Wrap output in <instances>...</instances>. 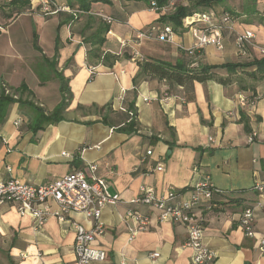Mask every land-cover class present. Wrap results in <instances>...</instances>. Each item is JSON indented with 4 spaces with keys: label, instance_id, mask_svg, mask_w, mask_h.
<instances>
[{
    "label": "crops",
    "instance_id": "0c3cea01",
    "mask_svg": "<svg viewBox=\"0 0 264 264\" xmlns=\"http://www.w3.org/2000/svg\"><path fill=\"white\" fill-rule=\"evenodd\" d=\"M262 1L252 5V12H242L244 17L238 18L236 27L254 31V40L264 46V22L250 17L261 10ZM230 2L224 0L218 8L234 11ZM99 10L115 20L103 33V56L89 58L93 45L85 39L106 24L94 14ZM165 13L143 1L112 0L93 3L90 12L77 17L67 10L45 15L30 3L0 0V28L5 33L23 17L32 23L43 19L39 20L43 29L51 21L56 30L53 35L51 27L49 50L42 41L33 54H21L17 49L20 74L10 67L8 54L0 50V92L6 82L19 97L35 101L50 113L62 100L56 70L67 78L72 93L61 119L37 131L30 126L33 111L29 105L15 101L8 106L0 123V179L48 183L87 163H97L96 174L107 180L110 192L119 194L120 201L103 208L105 233L93 244L106 251V259L95 264H190L193 250L186 244L187 228L161 222L155 209L129 201L143 185L160 194L171 186L187 189L210 177L223 190L215 196L214 207L200 210L204 242L216 255L214 264H264L260 249L264 207L258 204L264 195L252 189L256 179L264 178V78H253L244 69L229 72L218 68L216 77L206 81L179 84L152 74H142L135 81L138 62L143 60L199 68L246 62L263 54L251 48L250 55H240L230 33L223 49L206 45L189 54L192 34L159 21ZM165 24L174 29L172 41L159 40L157 32L137 37L151 25ZM9 44L14 46V42ZM53 59L55 70L49 65ZM23 83L28 90L20 92L17 89ZM240 93L255 94V104L241 107ZM132 100L138 127L129 130L126 110L121 107ZM108 107L111 111L104 121ZM16 119H21L19 126L14 124ZM150 149L152 154L146 155ZM159 165L162 170L157 169ZM248 206L254 207L253 237L240 227V215ZM129 209L151 218L133 240H129L128 225H136V221L125 220ZM67 217L61 222L50 216L37 225L29 214H20L15 204L0 205V264H77L73 223L90 227L92 222L79 212ZM154 252L159 255L152 257Z\"/></svg>",
    "mask_w": 264,
    "mask_h": 264
},
{
    "label": "built area",
    "instance_id": "2783aa9c",
    "mask_svg": "<svg viewBox=\"0 0 264 264\" xmlns=\"http://www.w3.org/2000/svg\"><path fill=\"white\" fill-rule=\"evenodd\" d=\"M11 3L14 0H5ZM31 7L39 8L45 15L67 10L74 17L90 12L80 8H71L61 0H28ZM177 1L189 0H170L167 5L158 6L152 0L150 7L162 13L174 11ZM107 24H112L114 18L104 11H95ZM237 16L229 10L217 11L215 8L200 10L192 15L183 18L182 29H187L194 38L192 47L187 48L189 54H194L197 49L206 45H214L218 49L225 46V38L234 34L235 44L238 52L242 56L250 55L251 48L257 49L264 55V46L259 45L254 40L256 34L252 30L240 31L237 29ZM151 32H157V37L161 41H172L174 29L172 25L165 24L163 27L151 25L147 31H141L137 37L149 36ZM93 70L94 67L91 66ZM2 90L6 95L18 98V94L6 83H2ZM239 104L243 108L251 107L256 102V96L252 93H240ZM147 100V99H146ZM125 109L124 107H121ZM131 116H135L130 112ZM16 126L21 124V119L14 121ZM256 133L249 137V142H253ZM211 139H213L211 137ZM63 155L68 153L63 152ZM152 150H147L146 155H151ZM97 163H87L82 169H76L66 173L51 182L34 184L18 178L0 179V205L4 203L15 204L19 213L29 214L37 225H43L50 216H55L61 222L68 220L70 212H79L92 222L90 227L81 223L74 222L75 231L74 251L77 264H95L106 259V251L94 246L97 236L105 233V226L101 220L103 208L108 204H116L120 201L117 193L109 190V184L104 177L96 174ZM163 169V165L157 167ZM252 189L260 195H264V178L254 181ZM223 190L214 184L210 177L194 184L187 189L177 190L169 187L165 193H157L155 188L143 185L137 196L130 199V203L146 205L157 211V219L161 222L169 221L182 224L187 228L188 237L186 244L193 250L190 264H214L215 253L204 242V223L200 214L202 208L211 209L216 205L215 196ZM51 202L56 204L55 207ZM264 207V201L258 202ZM133 219L136 225H128L129 240H133L135 234L140 230H145L151 218L141 214L136 209H129L125 215V220ZM240 227L247 236L255 235L254 207H246L240 215ZM264 252V236L260 245ZM158 252L151 254L152 257L158 256Z\"/></svg>",
    "mask_w": 264,
    "mask_h": 264
},
{
    "label": "trees",
    "instance_id": "16d2710c",
    "mask_svg": "<svg viewBox=\"0 0 264 264\" xmlns=\"http://www.w3.org/2000/svg\"><path fill=\"white\" fill-rule=\"evenodd\" d=\"M67 5L72 8H80L84 11H90L92 4L97 2L102 3H111L112 0H64ZM130 1V0H129ZM133 1H143L150 5L152 0H133ZM158 6H164L169 3L170 0H155ZM224 0H189V1H177V5L174 11L170 13L161 14L158 18L159 21L166 22L172 24L175 28H179L182 24L183 18L186 16L192 15L200 10H206L208 8H215L217 11L229 10L235 13L232 9H219L218 6ZM21 2L23 5L29 3L28 0H14L11 3ZM237 18H239L238 14H236ZM109 31V24L102 25L100 31L85 40L90 42L93 45V48L89 51V58L97 57L101 58L102 49L106 38L103 36V33H107ZM37 48L39 46L37 45ZM108 55H104V58H107ZM140 71L135 76V81L142 74H152L159 78L166 79L172 82H176L179 84H183L186 81H206L211 78L216 77V70L218 68L226 69L229 72H235L237 69H244L248 75L253 78H264V55L261 57H256L253 60L246 62H227L223 65H201L199 68H185L179 64H172L170 62L164 61H153V60H143L138 62ZM50 67L55 70L56 60L53 59L49 61ZM56 76L61 80L60 91L62 93V100L56 106V108L47 113L45 109L35 103V101L29 98H23L22 96L19 98H15L11 95H6L2 90L0 92V123H2L5 119V115L7 112L8 106L18 101L21 106L29 105L33 111V120L30 123V126L34 131H37L41 128H44L46 125L54 123L61 119V112L68 106L72 93L70 91V87L68 86V80L63 75L62 72H57L55 70ZM44 80V79H43ZM223 82V81H222ZM20 92L28 90V87L25 83L21 85L19 89ZM255 96V94H253ZM125 112L127 113V126L128 129H136L138 127V122L136 119V107L134 104V100L126 104ZM103 109V108H102ZM108 113L103 116V120L107 121L108 114L111 111V107H108ZM133 112L135 116H131ZM242 119L245 121V125L247 126V120L244 115H242Z\"/></svg>",
    "mask_w": 264,
    "mask_h": 264
},
{
    "label": "rangeland",
    "instance_id": "374dc122",
    "mask_svg": "<svg viewBox=\"0 0 264 264\" xmlns=\"http://www.w3.org/2000/svg\"><path fill=\"white\" fill-rule=\"evenodd\" d=\"M230 4H228L230 7L234 9L235 15L238 14L240 15L239 17H244L242 12L247 11V12H252L253 10V4L254 6L258 3V0H230ZM262 1V0H260ZM264 1V0H263ZM263 1L261 2V10L257 12V14H252L250 15L252 21H257L260 18H262L264 22V3ZM235 3V4H232ZM263 5V6H262ZM172 12V11H171ZM170 13V12H168ZM255 13V12H253ZM74 16V15H73ZM27 18L23 17L18 20L17 23H15L12 28L10 29L9 34L5 33V29L0 28V50L4 52L5 54H8V63L10 67H16L17 68V74H20V69L21 64L19 57L16 55L17 54V49L20 51L21 54H29V53H35L37 51V45L38 41H42L43 46L48 48L49 50V36L51 33L55 35V28L52 25V22H48V26L46 28H42V21L43 19H36L38 23L35 21L28 22L26 20ZM27 21V22H26ZM183 26V21L180 27ZM52 27V30H51ZM51 30V33H50ZM43 34L41 39L39 40V35ZM9 41L12 43L14 42L13 45H8ZM40 44V43H39ZM43 57H45L43 55ZM14 90V89H13ZM15 93H17L14 90ZM19 96V93H17Z\"/></svg>",
    "mask_w": 264,
    "mask_h": 264
}]
</instances>
